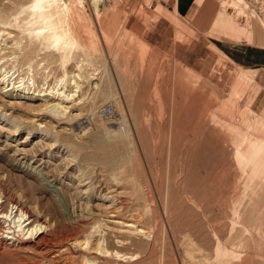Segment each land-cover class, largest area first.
Returning <instances> with one entry per match:
<instances>
[{"label": "rangeland", "instance_id": "rangeland-1", "mask_svg": "<svg viewBox=\"0 0 264 264\" xmlns=\"http://www.w3.org/2000/svg\"><path fill=\"white\" fill-rule=\"evenodd\" d=\"M84 1L68 21L75 41L64 66L60 51L27 35L24 6L31 0H0V12L18 17L16 25L0 23V71L27 84L34 74L36 88L65 90L57 79L65 70L78 72L84 59L89 77L69 86L76 94L69 121H51L40 99L0 88L2 205L14 197L61 228L74 224L81 239L102 220L92 242L103 236L111 243L123 230L107 215L110 199L132 198L142 183L155 202L167 191L175 238L192 234L212 264H264V156L260 161V148L251 151L249 142L264 140V90L255 71L239 67L215 44L227 38L264 46V0H194L191 25L169 11L166 0ZM178 45L191 46L189 64L177 57ZM110 103L114 119L100 118L97 111ZM121 117L127 136H110L107 126L119 125ZM96 137L117 145L104 154ZM141 206L129 200L126 211ZM218 242L236 256L218 259ZM81 250L74 263L88 264ZM169 254V247L159 248L142 264H181ZM31 258L17 249L0 264Z\"/></svg>", "mask_w": 264, "mask_h": 264}, {"label": "bare ground", "instance_id": "bare-ground-1", "mask_svg": "<svg viewBox=\"0 0 264 264\" xmlns=\"http://www.w3.org/2000/svg\"><path fill=\"white\" fill-rule=\"evenodd\" d=\"M84 3V0H31L28 5L24 6L25 10L30 11L24 22L27 35L32 39L39 40L44 44L45 48H56L60 51L64 66L73 58L72 49L75 41L72 35V28L68 23L70 19L74 20L73 18H76L77 13L81 11L77 6L79 5L83 8ZM11 20L6 12H0V23L2 25H10L12 21H14V24L18 23L17 16ZM255 20L256 18L251 19L250 22L252 23L254 32H257ZM239 38H243L244 40L250 39V37L248 38L243 35H240ZM87 63L84 59H79L77 62L78 72L73 73L65 70L64 75L57 79L58 83L61 86L63 85L65 90H62V87L49 88L48 86L46 88H36L34 86V74H32V77H29L28 84L24 82L25 78H21L17 81L19 83H17L14 81V73L10 74V71L4 69L0 71V88L5 92L12 90V95L21 93L31 98L40 99L45 105V108H42L45 112V117L50 118L51 121L60 122L65 119L69 121L72 119L68 111L72 105L69 104L76 98V94L70 90V87H80L79 79L89 78L85 73ZM42 65L43 63L40 62L38 67ZM109 105L113 108L111 103ZM100 108L97 111L100 118L106 120L113 118V116L104 118L100 113ZM262 123L264 124L263 120ZM116 124L118 123L116 122ZM115 126V124L107 126V132L110 136H125L127 134L124 117H121V122L116 128ZM94 142L97 144V151L104 154L111 153L117 145L108 144L107 141L97 137L94 139ZM249 142L251 151L256 147L260 148L261 154L259 160L262 161L261 158L264 156V140L251 138ZM244 157L248 156L244 155ZM103 159L107 160L106 156ZM150 188L148 185V193L146 194L143 184L140 183L137 185L134 194L131 195V199H125V197L123 198L119 194L110 199L111 204L106 208L107 215L110 218L113 217L114 221L112 223L121 228L123 234L122 236L115 235L111 243L108 242L109 238H107L106 242L108 244L106 245L105 237L103 236L98 240L96 239L95 243L92 242L94 230L102 227V220L97 219L98 222H95L96 227L95 229L93 227L92 233L81 239L80 235L76 232L77 226H74V224L68 222L66 227L61 228L62 225H55L54 222L51 223L47 219L35 215L20 203H16L14 197L9 199L10 206L6 207L2 205L3 201L0 195V259L9 257L14 250L21 249L29 251L32 255V258L28 259L25 264H75V252L81 246V251H84L83 256L86 258L88 264H119L120 262L142 264L145 260L152 258L159 248L165 251V248L169 247V256L177 259L181 264H212L211 260L209 261V252L204 250L200 242L191 237L192 234L191 236H181L180 239H177L179 238L178 236L175 238L176 232L172 224L173 202L168 196L167 191L162 198L155 202ZM103 196L107 198L109 195L104 194ZM127 200H131L132 202L140 201L142 203L140 210L136 212L126 211V208H128L126 207L128 204ZM240 223L246 226V223L242 220ZM63 232L65 234H61ZM230 243L234 244V240H229L227 244ZM227 244L217 243L215 250L218 259L224 256L231 259L236 256V252L230 251ZM92 248L96 251L94 254L90 252ZM91 253L93 255H90ZM164 256L165 254L162 253L161 257L165 258ZM228 264L230 263L228 262Z\"/></svg>", "mask_w": 264, "mask_h": 264}, {"label": "crops", "instance_id": "crops-1", "mask_svg": "<svg viewBox=\"0 0 264 264\" xmlns=\"http://www.w3.org/2000/svg\"><path fill=\"white\" fill-rule=\"evenodd\" d=\"M166 0V7L172 13H176L178 18H180L186 25H191L190 15L193 5L195 4L194 0ZM198 4H199V0ZM176 4L173 7V4ZM204 3V2H203ZM203 3L199 4L202 5ZM216 17V15H215ZM179 19V20H180ZM226 35L233 39L228 33ZM236 40V39H233ZM227 38H221L215 40L216 47L224 55L230 57L237 64L245 66H239L243 69L249 70L254 73V76L257 78L261 91L264 90V46L252 43H246L245 41H233ZM177 46V45H175ZM179 46V45H178ZM182 46V47H181ZM180 48V49H179ZM175 51H180L178 53V58L184 63L189 64L187 59L191 55V46L180 45ZM248 67V68H246ZM261 112V111H260ZM261 113L264 114L262 111Z\"/></svg>", "mask_w": 264, "mask_h": 264}, {"label": "built area", "instance_id": "built-area-1", "mask_svg": "<svg viewBox=\"0 0 264 264\" xmlns=\"http://www.w3.org/2000/svg\"><path fill=\"white\" fill-rule=\"evenodd\" d=\"M100 113L102 116H104V118L105 117H112L114 114V110L111 107V105L106 104L104 107L100 108Z\"/></svg>", "mask_w": 264, "mask_h": 264}]
</instances>
